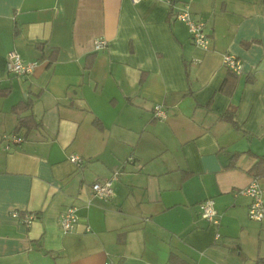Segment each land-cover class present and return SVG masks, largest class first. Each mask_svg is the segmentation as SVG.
<instances>
[{"label": "crops", "instance_id": "crops-1", "mask_svg": "<svg viewBox=\"0 0 264 264\" xmlns=\"http://www.w3.org/2000/svg\"><path fill=\"white\" fill-rule=\"evenodd\" d=\"M182 10L205 22L208 49ZM10 51L32 71L9 72ZM27 95L39 126L11 142ZM261 156L264 0H0V264H264V219L239 192ZM113 175L112 196H96ZM205 198L217 224L199 215Z\"/></svg>", "mask_w": 264, "mask_h": 264}, {"label": "built area", "instance_id": "built-area-1", "mask_svg": "<svg viewBox=\"0 0 264 264\" xmlns=\"http://www.w3.org/2000/svg\"><path fill=\"white\" fill-rule=\"evenodd\" d=\"M132 4H137L142 0H130ZM174 18L183 22L188 29L192 43L206 50L210 44V37L205 29V22L201 19H195L188 10H182L175 12ZM105 40L95 39L93 42L94 49L98 50L105 46ZM36 62H23L21 57L15 51H10L6 58V69L16 75H26L32 71V68ZM222 64L230 69L235 74L241 72L240 63L236 57L229 53H225L222 56ZM153 115L158 119L165 118V111L161 104H154ZM11 142H20L22 138L20 136L9 137ZM6 149H9L8 144L5 145ZM70 162H72L76 167H79L82 163V158L78 154L72 153L68 156ZM115 176L110 178L97 180L93 182L90 186L92 192L102 199H109L112 196V183ZM240 193L247 195L250 198L248 205L247 215L250 220L261 221L264 219V188L261 187L256 178H254L247 186L239 190ZM198 212L201 218L215 223H218V215L214 207V200L212 198H205L197 203ZM35 215L33 213L24 214L23 221L26 225H29L34 219ZM78 221L77 208L75 206L66 207L58 216L57 224L64 230L72 229ZM89 228H87L88 230ZM216 239L219 237L218 234L215 235ZM110 264V263H105Z\"/></svg>", "mask_w": 264, "mask_h": 264}, {"label": "trees", "instance_id": "trees-1", "mask_svg": "<svg viewBox=\"0 0 264 264\" xmlns=\"http://www.w3.org/2000/svg\"><path fill=\"white\" fill-rule=\"evenodd\" d=\"M228 72L231 74H235L230 69H228ZM2 93L5 95L7 93V90H3ZM32 103L33 99L27 95L25 100L20 101L13 106V111L18 114V122L15 126V129L13 130V136H20L19 133L21 131L26 134L29 130L37 128L39 126V120L35 119L31 112L24 116L22 115L23 113L31 110ZM20 137L23 139L22 134ZM248 171L256 179L264 178V156L258 157ZM218 245H221V243H218ZM230 247L233 251L241 254L240 246L236 242H234Z\"/></svg>", "mask_w": 264, "mask_h": 264}]
</instances>
